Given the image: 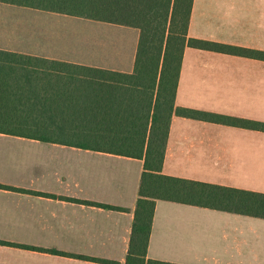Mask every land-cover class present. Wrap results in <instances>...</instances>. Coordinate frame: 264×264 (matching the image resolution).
<instances>
[{"label":"crops","instance_id":"obj_1","mask_svg":"<svg viewBox=\"0 0 264 264\" xmlns=\"http://www.w3.org/2000/svg\"><path fill=\"white\" fill-rule=\"evenodd\" d=\"M84 20L90 37L110 39L107 47L85 43L72 55L51 37V48L1 39L0 48L132 73L139 29ZM188 33L264 50V0H194ZM176 104L264 121V60L188 46ZM143 167L141 158L0 131V240L10 242L0 243V264H107L72 254L124 264ZM163 172L264 192V131L174 115ZM147 255L264 264V218L157 200Z\"/></svg>","mask_w":264,"mask_h":264},{"label":"trees","instance_id":"obj_2","mask_svg":"<svg viewBox=\"0 0 264 264\" xmlns=\"http://www.w3.org/2000/svg\"><path fill=\"white\" fill-rule=\"evenodd\" d=\"M193 1L0 0L140 31L132 73L0 48V131L144 160L124 264H181L147 255L157 200L264 218V192L163 172L174 115L264 131V121L176 104L186 47L264 60V50L190 36Z\"/></svg>","mask_w":264,"mask_h":264},{"label":"rangeland","instance_id":"obj_3","mask_svg":"<svg viewBox=\"0 0 264 264\" xmlns=\"http://www.w3.org/2000/svg\"><path fill=\"white\" fill-rule=\"evenodd\" d=\"M88 24L90 22L78 17L0 4V39L3 41L30 40L39 47L51 48L50 45H54L52 38L60 37L66 44L67 54L72 55L79 51L84 52L85 43L94 42L107 47L110 39L90 37L86 32ZM93 24L98 25V23ZM52 49L57 51L56 48Z\"/></svg>","mask_w":264,"mask_h":264}]
</instances>
